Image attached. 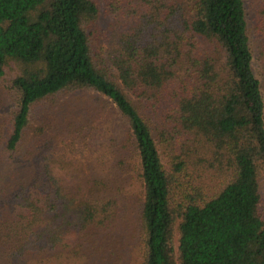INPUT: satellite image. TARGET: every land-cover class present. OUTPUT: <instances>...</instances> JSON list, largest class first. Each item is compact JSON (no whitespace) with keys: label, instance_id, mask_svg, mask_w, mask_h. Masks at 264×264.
I'll list each match as a JSON object with an SVG mask.
<instances>
[{"label":"trees","instance_id":"obj_1","mask_svg":"<svg viewBox=\"0 0 264 264\" xmlns=\"http://www.w3.org/2000/svg\"><path fill=\"white\" fill-rule=\"evenodd\" d=\"M259 8L110 0L100 27L95 0H0V264H120L94 254L113 242L130 172L141 264H264ZM86 93L111 122L91 118L102 141L88 158L57 157L48 126L30 137L57 97Z\"/></svg>","mask_w":264,"mask_h":264},{"label":"rangeland","instance_id":"obj_2","mask_svg":"<svg viewBox=\"0 0 264 264\" xmlns=\"http://www.w3.org/2000/svg\"><path fill=\"white\" fill-rule=\"evenodd\" d=\"M95 1L98 2L101 7L103 16L99 25L100 27H102L105 23L103 17L105 16L104 14L106 11V4L110 0ZM259 4L264 5V0H249V6L251 9L250 13L252 16L256 15V12L259 11H261L262 13V10L259 8ZM13 74L14 73L10 71L9 77ZM96 100L97 99L94 98L90 99L89 93L78 95L77 97H57V99L54 100V104L51 106V112L49 111L48 115L44 116L43 114H41L35 117L32 125L33 131L29 133L30 137H35L36 132H34V130L38 129L40 126H48L46 130L48 132H45L44 136L45 138L50 139L48 147H53L55 149V155L57 157H65L70 160H80V158L82 159L85 156H87L88 158L90 156V151L98 149L97 145L100 141H102V138L100 137L101 133H99V129H95L96 124L94 123V121H92L91 123V118L95 120L96 118L106 120L104 121V123L100 124V126L105 128V130H107L106 126L111 124L110 120L107 118L109 116L103 114H109L108 110H105V112H101V110H98V102ZM75 108H78L79 111L82 108V111H80V121L82 123H85V128L80 138L74 136V134L72 135L69 132V128L67 127L68 122L65 119L67 114L75 112L72 111V109ZM95 115L97 116L95 117ZM49 127L52 128L49 129ZM62 134L64 135V138ZM109 136L112 137L111 134H109ZM62 140L63 145H60L59 143ZM44 152L45 150H43V153ZM164 162H169L165 156ZM123 186V193L125 196V198L124 196H122V200L124 202H122L121 204V206L123 207V216L117 223L118 230L114 233L115 236L113 242L106 241V244L100 250H98L97 253L94 254V256L96 258H101L104 260H109L107 258L111 257V260H117L120 264H141L142 257L139 250V218L142 211L141 183L138 179V176L135 173L130 172L127 173L126 178L123 182ZM108 263H112V261H109Z\"/></svg>","mask_w":264,"mask_h":264}]
</instances>
